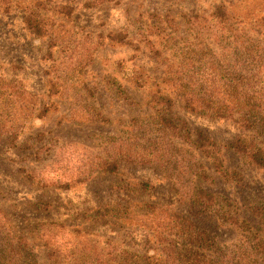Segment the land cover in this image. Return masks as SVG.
<instances>
[{"label": "rangeland", "instance_id": "rangeland-1", "mask_svg": "<svg viewBox=\"0 0 264 264\" xmlns=\"http://www.w3.org/2000/svg\"><path fill=\"white\" fill-rule=\"evenodd\" d=\"M220 9L232 19L226 26L215 19ZM155 16L171 17L178 29L164 31L166 24L157 23ZM193 16L201 18L196 24L198 27L208 28L203 30V35L187 21ZM263 18L264 0H119L90 10L80 8L68 22L77 37L69 39L72 45L63 46L55 52L54 60L49 61L50 41L37 38L26 29L24 12L17 6L8 14L0 8V81L10 79L22 83L41 102L40 106L50 108L44 119L35 115L27 118L17 147L6 137L0 142V210L14 231L35 249L40 263H44L45 250L38 235L41 224L46 221L62 220L72 229L81 228L118 241L142 237L133 229L95 226L87 219L109 202L113 185L128 181L154 186L152 194H141L138 201L155 202L182 214H188L189 184L207 187L220 197L222 205L233 211L232 215L239 212L241 219L251 222L250 232L229 223L217 227L213 224L220 253L231 259V264H264L256 261L259 257L254 253L258 240L264 241V224L253 220L257 209L264 213V170L228 151L227 146L244 135L234 124L188 112L180 101L173 115L179 126L188 127L196 142H200L197 133L202 132L220 146L216 155L230 176L221 178L213 172L214 185L196 182L189 175L180 152L184 147L178 142L176 151L160 144L149 146L145 155L159 162L125 167L118 177L89 173L86 168L95 158H109L111 149L118 154L129 126L148 122L152 116V110L146 105L150 92L133 87L130 72L143 68L158 80L164 71L143 46L138 51L113 45L109 35L126 33L136 43L139 39H175L179 45H192L196 39H264L260 34ZM209 29L220 35L209 36ZM158 47L166 56L170 55L167 48ZM63 68L71 73L66 79L69 91L50 97L51 82L64 77ZM115 84L131 93L136 106L128 107L121 100ZM94 116L103 117L104 122L88 120ZM40 135H45L42 142ZM25 145L27 149L23 148ZM33 173L39 177L34 181L28 178ZM80 173H89L83 183L79 181ZM39 179L53 181L57 186L42 187L37 183ZM68 184L72 186L66 187ZM211 221L208 223L218 219Z\"/></svg>", "mask_w": 264, "mask_h": 264}, {"label": "trees", "instance_id": "trees-1", "mask_svg": "<svg viewBox=\"0 0 264 264\" xmlns=\"http://www.w3.org/2000/svg\"><path fill=\"white\" fill-rule=\"evenodd\" d=\"M81 1L79 4V0H0V8L7 14L14 6L24 12L26 29L37 38L50 41L47 53L50 61L54 60L56 51L72 45L69 39L77 37L69 29L68 22L80 8L90 10L119 0ZM155 18L157 23L166 24L162 28L164 31L178 29L171 17ZM200 19L193 16L187 21L203 35V30L208 28L196 25ZM215 19L225 26L232 21L223 9ZM209 30V36L220 35ZM260 30L261 37H264V18ZM108 39L113 45L138 51L143 46L152 55V60L164 67V71L158 80L143 68H134L130 72L128 76L133 87L149 90L146 105L152 110V116L148 122L130 125L125 132L127 137L121 143L122 150L114 154L111 149L109 158L93 159L86 166L89 173L118 177L125 167L153 165L159 161L145 155L149 146L160 144L167 150L176 151L178 142L184 147L180 149L182 163L186 164L189 175L197 179L196 182L214 185L213 172L221 178L230 176L216 155L220 151L217 143L202 132L197 133L198 143L186 125L177 124L173 115L178 101L188 112L234 124L244 135L230 143L228 151L264 170V39H196L192 45H179L175 39H139L136 43L128 39L126 33L109 35ZM159 45L167 48L170 55L166 56ZM174 57L179 60H173ZM63 72L64 77H59V81L52 80L48 91L50 97L68 93L66 79L71 73L66 68ZM115 90L128 107L136 106L135 99L124 86L115 84ZM40 103L22 83L10 79L0 81V142L6 137L12 146L17 147L27 118L35 115L44 119L50 112L48 106H40ZM88 120L104 122L101 116ZM39 137L40 142L45 140V135ZM23 148L27 149V146ZM89 173H80L79 181L85 182ZM28 178L34 181L39 177L33 173ZM37 183L42 187L57 186L47 179H39ZM65 186L71 187L72 184ZM187 188L190 190L187 195L189 209L188 214H182L155 202L138 201L141 194L154 192L155 188L150 183L125 181L113 185L109 202L87 219L95 226L133 229L142 237L124 242L81 228L72 229L62 220L46 221L41 224L38 235L45 250L44 263L38 261L35 249L14 231L8 217L0 210V264H231V259L220 253L213 224L217 227L218 224L229 223L250 232L251 222L241 219L239 212L232 215L233 211L222 205L220 197L208 191L207 187L189 184ZM261 211L257 209L255 215L258 218L255 216L253 220H261L264 224ZM213 218L218 221L209 224ZM254 253L259 257L257 262H264V241L258 240Z\"/></svg>", "mask_w": 264, "mask_h": 264}]
</instances>
